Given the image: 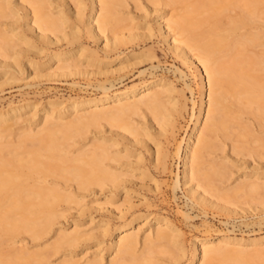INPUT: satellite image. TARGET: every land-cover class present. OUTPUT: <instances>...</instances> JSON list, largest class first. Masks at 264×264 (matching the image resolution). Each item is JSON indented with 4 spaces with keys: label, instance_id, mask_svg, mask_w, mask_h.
I'll list each match as a JSON object with an SVG mask.
<instances>
[{
    "label": "bare ground",
    "instance_id": "obj_1",
    "mask_svg": "<svg viewBox=\"0 0 264 264\" xmlns=\"http://www.w3.org/2000/svg\"><path fill=\"white\" fill-rule=\"evenodd\" d=\"M129 1L0 0L1 73L14 79L22 71L19 57L24 44L31 41L28 31L51 43L66 40L68 45L48 51L43 59H29L32 77L42 76L38 71L41 67L48 69L43 74L46 76L83 73L81 60L101 62L97 52L87 45H75L81 42L84 32L95 40L105 35L103 47L117 52L127 37L136 38L135 33L127 37L116 35L121 31L118 28L126 27L123 22L133 17H125L122 12ZM146 2L154 5V21L164 42L193 65L200 79V104L194 114V126L175 151L182 162V177L189 185L188 195L225 209H229L233 199L242 197L248 202L258 199V206L264 202V168L254 169L225 190L228 165L224 159L208 155L214 146L222 145L223 137H231L234 128L240 131L238 140L245 142L250 137L258 142L256 147H248L249 155L254 157L259 147L264 148L261 136H255L251 123L243 117L245 113L252 114L260 127L264 126V23L257 21L261 26L248 28L264 13V0L183 1L187 9L182 6L184 12L179 14L163 8L181 0ZM147 3H138L144 16L149 14ZM146 27L148 36L155 34L154 26ZM31 44L38 49L35 41ZM257 46L263 49L258 51ZM133 54L134 50L127 56ZM129 64L104 72H120ZM98 86L102 89L99 95L73 97L58 109H53L57 100H48L44 110L31 117L23 116L28 102H9L0 108V245L16 242L20 235L32 240L50 233L55 236L54 241L36 250L20 246L7 253L1 251L0 264H50L52 253L78 246L92 237L98 242L111 238L103 249L112 254L109 258L105 254L88 257L87 252L75 257L73 249H69L55 264H165L159 254L169 252H173L169 264H264V233L244 236L221 230L196 236L188 253L181 229L170 218L145 215L143 222L139 215L129 218L126 214L133 204L128 199L124 201L126 206L116 208L123 218L116 226L105 223L97 232L86 234L80 231L81 218L70 227L64 225L60 207L74 201L78 190L94 188V192L107 190L113 197L122 193L129 196L128 183L137 178L133 172L150 176L141 165V154L131 159L128 154L120 155L122 150L132 152L142 144L150 150L156 167L168 166L169 154L161 149L160 139L175 129L172 82L155 78L118 90H111L112 84ZM35 117L36 123L31 121ZM37 122L40 126L33 129ZM93 130L94 134L87 135ZM219 136L223 137L217 140ZM149 139L154 143L152 150ZM232 147L235 149L236 145ZM67 181L73 183L69 191L67 184L64 186ZM178 185L179 176L174 188ZM99 208L96 206V210ZM95 220L87 219L90 223Z\"/></svg>",
    "mask_w": 264,
    "mask_h": 264
},
{
    "label": "rangeland",
    "instance_id": "obj_2",
    "mask_svg": "<svg viewBox=\"0 0 264 264\" xmlns=\"http://www.w3.org/2000/svg\"><path fill=\"white\" fill-rule=\"evenodd\" d=\"M146 1L147 0H144L145 3H147ZM183 1L186 2L187 0H181V2L176 3V5H169V7L167 6L163 8V10L173 11V14L182 13L184 9L182 6L185 7V2ZM189 1L193 0H188L187 2ZM138 3L139 0H130L128 7H125L126 9L122 11L125 17H133H131V20L128 18V21L123 22L124 25L126 24V27L123 29L118 28V30L121 31L116 35L120 36L121 34V36L126 35L127 37L128 34L135 33L136 38H134V36L132 37L133 39L127 37V42L126 44L123 43V46L120 47V52L103 47L105 35H100L99 38L95 40L87 33H83L81 42H77L75 45L79 46L81 43L87 45L97 52L99 60H101V62L96 61L92 63L81 60L80 63L85 70L83 73H77L71 76H46L43 74H45L48 69L46 67H41L38 71L42 76L32 77L33 68L29 59H43L46 57L45 55L48 51L58 47L68 48V45L66 40H59L57 42L52 41L51 43V41L46 38L42 39L35 36L31 31H28L29 36H31V41L25 43V47L23 45L24 49L19 57L22 71L17 73L14 79H7L6 77L8 74L4 75L0 71V108L3 106L6 107L9 102L13 104L28 102L29 105L27 106L26 113L23 115L25 117H31L34 112L43 111L44 105L48 100H57L53 109H58L73 97L99 95L102 92V89L98 86L100 83H105L107 87H110L112 84L111 90H118L155 78H165L171 81L172 85L175 87L174 92L171 94V97H174L172 102H176V107L173 110L175 129L172 133L169 132L160 139L161 149L167 150L169 154L168 166L166 168L160 165L156 167L150 150L142 144L135 146L136 151L129 152L127 150H122L120 155L128 154L131 159H135L137 155L141 154L144 160L141 165L149 170L150 176L139 175L137 171L133 172L137 178L128 183V186L131 188L129 196L122 193L113 197L109 195L107 190L94 192V188H92L93 191L92 189L78 190L73 198L74 201L69 203L65 202L60 207L64 212V216L61 217L60 220L64 222L66 227H70L75 219L81 218L80 231L91 234L92 232H97L105 223H111L113 226L120 224L123 218L121 219V216L116 213V208L121 205L123 206V204L126 206L127 204L125 205V203L131 202L133 206L126 214L129 218L133 215H139V220L141 222H143L145 215H160L170 218L175 225L181 229L183 240L188 248V253H190L192 239L196 236L214 234L221 230L233 231L238 235L244 236L263 234L264 202L256 206L255 201H258V199L253 202H248L249 199L247 200V198H245V200L244 197L240 199L235 198L233 201L236 205L233 202V204L228 205L229 209H225L224 207L221 208L220 206H213L210 203L197 201L188 195L187 186L189 185L185 184V180L182 177V162H180L175 151L182 138L185 137L194 126L196 120L194 114L197 113L200 104V79L193 65L172 52L167 43L164 42L161 34L157 31V26L154 21V16L157 13H154V5L147 3L149 4V14L144 16L141 5L139 4L138 6ZM185 9L187 8L185 7ZM231 13L235 14V11ZM260 16V21L257 19L251 25H248L250 26L248 28H253L257 25L261 26L264 23V13ZM223 19H225V17ZM257 21L260 23L262 22L261 25L256 24L258 23ZM123 23L120 25L122 26ZM145 23L155 27V34L151 37L148 36ZM263 30L262 34H264ZM108 34L112 35L111 33ZM262 37H264V35ZM34 41L38 49L32 47L31 42L34 43ZM262 49L261 46H257L256 50L259 51ZM132 50L135 51V54L127 56ZM110 60L113 61L109 62ZM126 63H130L129 66L120 72H104L108 68H114ZM187 84L189 85L188 88L186 87ZM243 117L244 121L251 123L254 129H252V132L254 131L255 136H261L264 142V126L260 127L261 125L258 119L252 114L245 113ZM35 120L36 117L31 121ZM34 124L32 125L33 129L40 126L41 123L37 122L36 126ZM239 132V129L234 128L230 138L225 137L224 139L223 136H219L217 140L223 137L221 140L222 145L220 147L218 145L214 146L213 150L208 155L210 158L214 156L218 160L219 158L222 161L225 160L224 163L228 165L226 169L228 176L225 182H223L225 190L235 186L239 180L244 178V175L252 173L256 169H259V167L264 168V148L259 147L254 157L251 154L249 155L248 147H256L258 142L256 143V141L251 140L250 137H248V140L245 142L238 140ZM94 133L95 130L88 132L87 135H92ZM79 141H82V139ZM77 145L78 143L75 144V146ZM148 145V147L151 146L150 148L152 150V145L154 146V143L151 139L148 140ZM233 145H236L235 149H237V152L234 151L235 149H232ZM113 149L115 150L117 147ZM260 150H262L263 153ZM255 157L258 160H256ZM177 176H179V185L174 188V182ZM48 179L52 180V177L49 176ZM71 183L70 181L64 183V186L67 184L65 186L67 191L72 188L73 183ZM70 185L72 186L70 187ZM214 198L215 196H212L211 199ZM127 199L128 201L124 202ZM96 206L100 208L96 210ZM89 217H93L96 220L90 223L87 221ZM54 238L55 236L51 233L34 240L27 235H20L16 238V242L10 240L0 245V252L3 251L7 253L10 252V249L20 246L26 247L29 250H36L54 241ZM110 239V237L102 239L100 243L96 238L92 237V239L88 238L81 241L78 246L61 248L59 252H55V254L52 253L49 256V262L50 264L59 262L65 257V254L68 253L67 250L70 251L69 249H73L72 251L76 254L75 257H79L84 252H87L88 257H91L89 255L105 254V256L109 258L112 254L103 249ZM172 253L173 252L163 253L164 255L162 253L159 254V256L163 257H160L161 260H165L163 263L169 264Z\"/></svg>",
    "mask_w": 264,
    "mask_h": 264
}]
</instances>
